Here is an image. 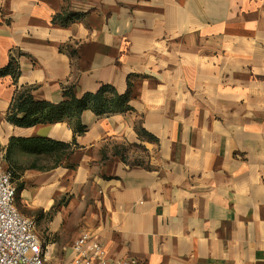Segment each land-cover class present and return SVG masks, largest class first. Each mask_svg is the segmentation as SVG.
<instances>
[{"label":"crops","instance_id":"0c3cea01","mask_svg":"<svg viewBox=\"0 0 264 264\" xmlns=\"http://www.w3.org/2000/svg\"><path fill=\"white\" fill-rule=\"evenodd\" d=\"M12 59L0 148L15 141L18 206L58 238L41 240L47 264L86 231L107 264H264V0H0V70ZM103 86L128 108L84 111L81 133L6 121L17 93Z\"/></svg>","mask_w":264,"mask_h":264},{"label":"built area","instance_id":"2783aa9c","mask_svg":"<svg viewBox=\"0 0 264 264\" xmlns=\"http://www.w3.org/2000/svg\"><path fill=\"white\" fill-rule=\"evenodd\" d=\"M16 199L12 173L0 167V264H47L37 223L18 211ZM71 253L72 258L61 264H107L103 245L87 231L75 239Z\"/></svg>","mask_w":264,"mask_h":264},{"label":"trees","instance_id":"16d2710c","mask_svg":"<svg viewBox=\"0 0 264 264\" xmlns=\"http://www.w3.org/2000/svg\"><path fill=\"white\" fill-rule=\"evenodd\" d=\"M18 65L14 59L8 66L0 70V78L11 76L13 79L18 77ZM66 100L59 104L48 102H36L29 92L17 93L10 105L6 115V121L16 127L28 128L38 124H55L64 121L66 118L77 120L76 130L81 133L83 128L80 125V117L84 111L90 110L97 116L109 115L127 110L129 94L119 95L109 86H103L96 94H86L81 99H76L71 91L64 93ZM15 141L12 140L5 157L8 162V170L12 173L13 181L17 175L15 167L9 162V152ZM23 142V141H20ZM27 146L45 151H56L64 149L63 144L54 143L47 140L26 141ZM31 146V147H32ZM21 188L23 184L21 183ZM20 188V191L22 190ZM19 189L16 187L18 194Z\"/></svg>","mask_w":264,"mask_h":264},{"label":"rangeland","instance_id":"374dc122","mask_svg":"<svg viewBox=\"0 0 264 264\" xmlns=\"http://www.w3.org/2000/svg\"><path fill=\"white\" fill-rule=\"evenodd\" d=\"M5 157L6 156H5L4 152H3V149L0 148V167H6V164H5L6 163V159H5ZM14 179H15V182H14L15 187H17V189H19L18 190L19 192L17 194V199H16V201H17L16 204H17L18 211L22 215H24L26 217H29V218H32V219H34L36 221V223H37V233H38V235H39V237H40V239L42 241L43 240L44 241H48V240L55 241V240H57L58 238L56 236L51 237V235L48 234V232H49V229H48L49 217L44 218L45 221H43V222L40 223L41 219H43V216L40 219H38V217L35 216V213H33L32 211H30L29 208L28 209H25V208L22 209V208H20L18 206V200L21 197V192H22V190H23L24 187L21 188V182H20V180L17 179V177H14ZM20 188L22 189L21 191H20ZM63 201L65 202L66 199H64ZM61 238H62V236H61ZM59 240H60V238H59ZM60 243H62V241ZM61 262H62L61 259H54V261H52L51 264H53V263L54 264H59Z\"/></svg>","mask_w":264,"mask_h":264}]
</instances>
